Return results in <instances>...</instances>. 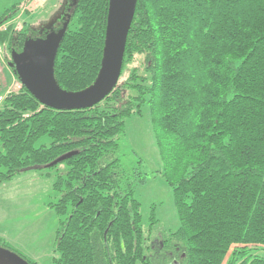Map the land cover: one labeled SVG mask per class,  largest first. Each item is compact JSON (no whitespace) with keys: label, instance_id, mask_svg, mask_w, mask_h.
<instances>
[{"label":"trees","instance_id":"obj_1","mask_svg":"<svg viewBox=\"0 0 264 264\" xmlns=\"http://www.w3.org/2000/svg\"><path fill=\"white\" fill-rule=\"evenodd\" d=\"M109 6L67 7L52 61L62 90L96 79ZM21 10L15 0L0 14L10 63L25 42L46 38L26 22L12 24ZM120 75L82 109L47 107L21 82L1 98L0 185L28 170L53 177L52 264H264V0H136ZM144 106L156 173L177 209L174 231L157 230L154 208L143 226L134 191L148 175L119 156L125 121ZM42 136L49 142L36 146ZM0 247L35 264L4 241Z\"/></svg>","mask_w":264,"mask_h":264},{"label":"rangeland","instance_id":"obj_2","mask_svg":"<svg viewBox=\"0 0 264 264\" xmlns=\"http://www.w3.org/2000/svg\"><path fill=\"white\" fill-rule=\"evenodd\" d=\"M14 1L0 0V14ZM23 1L29 11L21 10L12 24L19 26L25 21L36 31L46 33V38L27 42L25 54L13 56V59L19 57L17 60L27 59L32 53L45 49L51 43L55 45L66 25L67 7L77 0ZM59 19H63V24L54 30V24ZM74 27L75 24L71 23L70 28ZM45 40H50L51 43ZM4 49V46L0 45L2 64H6L10 55L6 54ZM7 67L9 71L0 72V101L3 95L20 86L9 65ZM48 142L49 138L42 136L35 145ZM119 156L125 166L138 165L148 175L146 182L136 187L134 191V196L140 203L143 226L147 227L150 209L154 208L158 220L157 230L165 232L176 230L179 219L171 189L160 174L156 173L160 167V159L146 106L143 107L141 115H132L126 119L125 135L120 141ZM52 181L53 177L47 176L45 170H28L0 185V243L6 242L12 249L19 251L35 264H52L51 259L54 255L58 217L47 207V203L53 200L54 195ZM0 264H16V262L0 255Z\"/></svg>","mask_w":264,"mask_h":264},{"label":"water","instance_id":"obj_3","mask_svg":"<svg viewBox=\"0 0 264 264\" xmlns=\"http://www.w3.org/2000/svg\"><path fill=\"white\" fill-rule=\"evenodd\" d=\"M135 5L136 0H110L102 65L94 82L82 90L73 92L62 90L56 84L52 74V61L65 27L55 45L49 42L50 40H45L51 43L45 49L32 53L27 59L17 60L19 57H14L13 62L9 64L14 66L21 84L41 104L57 110L91 107L107 96L120 80L126 38ZM27 42H25L24 50L20 55L27 51ZM13 56L15 55H12V58ZM72 153L68 152L59 156L49 165L65 159ZM0 255L13 260L16 264H28L12 251L3 247H0Z\"/></svg>","mask_w":264,"mask_h":264},{"label":"flooded vegetation","instance_id":"obj_4","mask_svg":"<svg viewBox=\"0 0 264 264\" xmlns=\"http://www.w3.org/2000/svg\"><path fill=\"white\" fill-rule=\"evenodd\" d=\"M29 0H25V2H28ZM32 2H34V1H32ZM23 3V9H22V11L23 12H26V11H29L28 10V6H26V4H24V1L22 2ZM30 3V2H29ZM25 9V10H24ZM25 22V21H24ZM46 37V36H45ZM38 40V39H37ZM29 41H34V40H29ZM10 61H11V59L9 60V61H6V64L7 65H10L9 63H10Z\"/></svg>","mask_w":264,"mask_h":264},{"label":"crops","instance_id":"obj_5","mask_svg":"<svg viewBox=\"0 0 264 264\" xmlns=\"http://www.w3.org/2000/svg\"><path fill=\"white\" fill-rule=\"evenodd\" d=\"M7 66H8L7 64H2V63L0 62V72L2 71L3 73H6V70L9 71V69H8ZM3 79L5 80L4 77H3Z\"/></svg>","mask_w":264,"mask_h":264}]
</instances>
